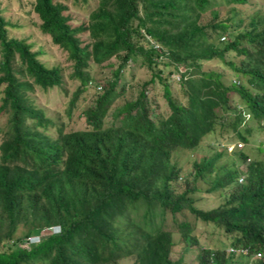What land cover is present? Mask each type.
Returning a JSON list of instances; mask_svg holds the SVG:
<instances>
[{
  "label": "trees",
  "instance_id": "trees-1",
  "mask_svg": "<svg viewBox=\"0 0 264 264\" xmlns=\"http://www.w3.org/2000/svg\"><path fill=\"white\" fill-rule=\"evenodd\" d=\"M247 3L97 0L86 23L71 25L62 1L32 0L40 32L66 51L78 81L68 124L28 96L34 84H59L60 68L8 36L0 7V264L126 257L131 264H264L255 256L264 257V14ZM113 55L119 63L111 78L93 82L99 89L75 125L72 108L91 82L90 65ZM130 60L151 75L133 98L116 102L124 92L120 69ZM154 81L162 84L161 113L145 88ZM204 139L211 152L194 154ZM207 197L212 203L200 206ZM186 212L227 241L203 246L186 217L176 222ZM40 227L49 232L29 237Z\"/></svg>",
  "mask_w": 264,
  "mask_h": 264
},
{
  "label": "rangeland",
  "instance_id": "rangeland-1",
  "mask_svg": "<svg viewBox=\"0 0 264 264\" xmlns=\"http://www.w3.org/2000/svg\"><path fill=\"white\" fill-rule=\"evenodd\" d=\"M62 1L66 5L64 13L70 16L69 22L71 25H78L80 23H86L89 18V12L96 7L97 0H54ZM247 5H252V7L258 8L259 13L264 14V0H248ZM243 6V5H242ZM238 5V7H242ZM1 15L8 22L6 26L8 36H13L17 38L24 39L30 44L32 50L37 51L38 58L46 66L56 65L60 68L61 81L57 85L48 87L47 89H41L38 85L34 84L33 90L29 92L28 96L32 103L37 107H40L44 114L51 119H55L57 122L67 123L68 117L65 112V108L68 103V99L72 91L78 85L77 79L70 77L69 73L71 71V60L67 57L66 51L60 46L51 42L49 35L42 33L38 27V17L32 9V0H0ZM220 14L225 12V8L222 6H215ZM243 22L246 21L247 15H243ZM209 18L208 10H205L198 17V21L204 23ZM82 40H86V35L81 34ZM119 63V58L115 55L111 56L108 60L99 63H92L90 69L88 70L91 76V82L86 90H84L80 96L77 98V106L72 108V117L75 120V125L80 126L83 120L76 118L77 113L90 104L93 96L99 89L97 85L96 88L93 85L95 81H101L111 78V70L117 66ZM89 68V67H88ZM167 68V67H166ZM151 75V71L144 66L139 67L137 63L133 61H127L124 68L120 69V75L117 79L118 84H124V92L119 97L116 102L121 100H128L135 96L137 90L139 89L141 82L147 80ZM172 77H177V72H173L170 75V80ZM28 78V77H27ZM30 80V78H28ZM145 88L148 90V96L153 98L158 104L157 112L161 113L166 110V104L161 94L162 84L158 81L154 83L148 82L145 84ZM110 121V114L104 117V123L107 124ZM6 124V113L0 114V128H4ZM68 124V123H67ZM47 133L52 134V129L46 130ZM257 133V132H256ZM1 135V134H0ZM264 138V132L261 134L259 132L258 139ZM223 141V140H222ZM208 140L204 139L202 146L195 149L194 154H209L211 152L210 146L205 144ZM221 146V145H220ZM229 151V149H228ZM264 153V150H263ZM179 161V160H178ZM179 163H182L179 161ZM190 167H187L189 170ZM200 206H209L212 203L211 198H200ZM217 202V201H216ZM186 217L192 226L191 233L194 234L198 241L203 245L217 246L220 240L224 242L227 241L226 234L220 229L211 230V224L203 222L202 220L194 218L192 213L186 212L185 214H179L175 216L176 222L181 220L182 217ZM165 225L168 228H173L174 223L166 215ZM26 227L19 226L16 230V235H23ZM35 231L29 235L32 239L40 237V235L47 233L48 228H35ZM25 235V234H24ZM177 235L174 234L173 238L176 239ZM180 244H174L173 249L175 252L172 257L177 256L176 252ZM221 246V245H219ZM180 250V249H179ZM186 261L190 259V254L184 255ZM191 261V260H190ZM192 260L190 263H193ZM119 264H131V259L126 257L119 260Z\"/></svg>",
  "mask_w": 264,
  "mask_h": 264
},
{
  "label": "built area",
  "instance_id": "built-area-1",
  "mask_svg": "<svg viewBox=\"0 0 264 264\" xmlns=\"http://www.w3.org/2000/svg\"><path fill=\"white\" fill-rule=\"evenodd\" d=\"M239 249H240L243 253L246 252L245 249H242V248H239ZM228 250H230V251H234V250H237V249H236V248H231V247H229ZM255 256H257V257H262V254H260V253L258 252V253H256Z\"/></svg>",
  "mask_w": 264,
  "mask_h": 264
},
{
  "label": "clouds",
  "instance_id": "clouds-1",
  "mask_svg": "<svg viewBox=\"0 0 264 264\" xmlns=\"http://www.w3.org/2000/svg\"><path fill=\"white\" fill-rule=\"evenodd\" d=\"M231 147H232V145L230 144V145H228L227 149H229V150H230V149H231ZM263 150H264V148H263ZM239 179H241V178L239 177ZM43 228H45V227H43ZM49 229H50V228H49ZM48 232H49V231H48ZM48 232H47V233H48ZM47 233H46V234H47ZM262 256H263V255H262ZM258 258H263V259H264V257H258Z\"/></svg>",
  "mask_w": 264,
  "mask_h": 264
}]
</instances>
